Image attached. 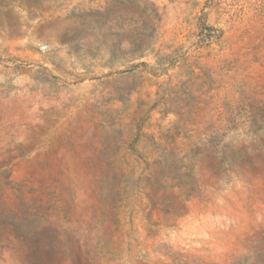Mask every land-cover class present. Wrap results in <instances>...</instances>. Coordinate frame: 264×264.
<instances>
[{"label": "rangeland", "instance_id": "374dc122", "mask_svg": "<svg viewBox=\"0 0 264 264\" xmlns=\"http://www.w3.org/2000/svg\"><path fill=\"white\" fill-rule=\"evenodd\" d=\"M0 264H264V0H0Z\"/></svg>", "mask_w": 264, "mask_h": 264}, {"label": "trees", "instance_id": "16d2710c", "mask_svg": "<svg viewBox=\"0 0 264 264\" xmlns=\"http://www.w3.org/2000/svg\"><path fill=\"white\" fill-rule=\"evenodd\" d=\"M204 28H209V27H206V24L203 23L202 29H204Z\"/></svg>", "mask_w": 264, "mask_h": 264}]
</instances>
